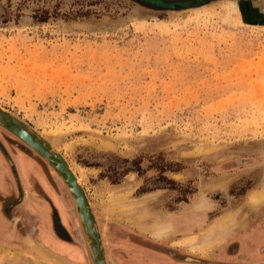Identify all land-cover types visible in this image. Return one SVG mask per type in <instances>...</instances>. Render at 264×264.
Here are the masks:
<instances>
[{
    "label": "rangeland",
    "instance_id": "374dc122",
    "mask_svg": "<svg viewBox=\"0 0 264 264\" xmlns=\"http://www.w3.org/2000/svg\"><path fill=\"white\" fill-rule=\"evenodd\" d=\"M0 106L57 139L86 189L110 264L130 256V264H187L130 250L133 242L164 250L194 232L198 242H211L225 231L209 245L214 255L231 246L232 212L254 221L244 248L264 258V201L245 205L250 190L264 187V0H210L167 11L135 0H0ZM0 138L9 142L3 143L12 161L11 152L23 151L52 171L1 127ZM26 160L20 158L25 171L39 175ZM17 167L10 179L23 197ZM47 181V206L66 220ZM115 196L123 206L107 216ZM204 200L209 207L198 209ZM26 208L27 200L11 212L24 231L81 261ZM38 209L47 207L32 208ZM220 214L233 216L206 237ZM185 218L193 221L183 225ZM168 219L181 225L161 238L138 226ZM23 233L0 211V264H50ZM181 246L185 255H206Z\"/></svg>",
    "mask_w": 264,
    "mask_h": 264
},
{
    "label": "crops",
    "instance_id": "0c3cea01",
    "mask_svg": "<svg viewBox=\"0 0 264 264\" xmlns=\"http://www.w3.org/2000/svg\"><path fill=\"white\" fill-rule=\"evenodd\" d=\"M10 152V151H9ZM13 157L15 158V160L13 159V164H15L17 167V172L20 175V188L22 190V194L23 197L21 198V202L20 204H23L24 201L27 200V208L25 209V211L30 214V217L34 218L35 217L37 219H39V221H41V226H42V221L45 222V225H47V228L49 230V233L51 234V236H54L56 239H58L59 241H61L63 244H67L69 247H71L73 250L80 252V258L81 261H76L73 260L71 258H69L68 255L66 254H62L60 252V250H56V248H52L51 246H47V244L41 240L38 239V237H33V235L30 236V238L32 240H35V243H40L41 245L45 246L46 248L50 249L51 251H54L62 256H65L66 258H68L71 261L77 262V263H84L85 259H86V254H85V250L83 247V243H82V238L80 235V231H79V227H78V223L76 220V216L74 213V209L71 203V200L69 198V195L66 191V195H64L63 193H61L58 189V183L63 185L62 181L58 178V176L53 172H47L46 169L43 167V165L37 160L35 159L33 156L23 152V151H18L17 153H12ZM20 158H26L28 162H30V164L34 167H36L39 170V175H35L32 173H28L25 171V169L23 168ZM4 170L5 172L3 174L4 175V180L7 178V176H11L12 172H11V168L8 166L5 157L1 154L0 152V171ZM36 172V171H35ZM53 172V173H52ZM38 173V172H37ZM54 174V175H53ZM47 176V177H46ZM56 176L58 179L57 181L55 179H53V177ZM55 178V177H54ZM47 179L50 182V184L52 185V187L55 189V191L57 192V197H59V200L61 201V207L62 209L65 210V213L67 215L66 220L60 219L58 217V215L56 214L55 208L52 207H48V203L50 198L49 196L46 194V192H44L43 190V185H47L49 184ZM58 182V183H57ZM6 184V183H5ZM57 186V187H56ZM64 186V185H63ZM24 190H23V189ZM64 189L66 190V188L64 187ZM0 192L2 194H7V187H1L0 186ZM20 204L17 206L19 207ZM245 205L249 206V207H255V205L249 203L248 201H246L245 199ZM39 207V206H44L47 207V210L45 213H42V211L35 210L33 211L32 208L34 207ZM57 213L59 214V210L57 209ZM234 214V218L233 220L230 222L228 229L230 228V226L232 227V232L233 234L230 236L231 237V246L228 247H221V249H219L217 252L214 253V255H212V249L209 248V253L211 252L210 255H207L209 253H206V255H201L202 257H198L201 258V261L198 262H186L185 260H183L182 256H185V254H187V251H184L181 245H175L172 246L170 244H164V250H155L154 248H149V247H143L140 246L139 244L133 242V247L130 250V252H143V253H156L157 255H162L165 256L168 259H171V261H174L175 263H187V264H263L264 263V258H262V254L258 253V255H256V257L251 256V254H248L247 251L245 250V246L252 242L250 241V239L245 238V234L249 232V229L252 227V225H254V221H250V219H248V217L246 218H242V221H240L237 217V215L235 216V213L232 212ZM53 215H56L58 220H59V225L60 227L63 229L64 231V235L67 236H63L60 237L56 234L54 228H53ZM223 215L220 214L217 216V219L221 218ZM237 225V226H236ZM239 227V228H238ZM227 229V230H228ZM226 230V231H227ZM225 232V231H224ZM219 234L217 236V234L215 235V238H211V246H215L218 244V240H220V237L223 236V233ZM196 233V232H194ZM189 235V234H187ZM186 235H180V236H176L174 239H178V238H182ZM67 237V238H66ZM29 247V246H28ZM31 249V248H29ZM263 247H261V251L262 253H264V250H262ZM129 252V254H130ZM214 252V251H213ZM124 261L125 264H130L131 262V256L130 258H125L124 257Z\"/></svg>",
    "mask_w": 264,
    "mask_h": 264
},
{
    "label": "water",
    "instance_id": "95a60500",
    "mask_svg": "<svg viewBox=\"0 0 264 264\" xmlns=\"http://www.w3.org/2000/svg\"><path fill=\"white\" fill-rule=\"evenodd\" d=\"M0 127L30 149L58 176L66 188L75 212L86 254L85 262L71 261L40 243H35L39 246L41 255L47 259L51 258L50 261L52 259L56 261V263L52 261V264H110L88 194L73 166L57 148L55 144L57 139L50 141L43 133L2 106H0Z\"/></svg>",
    "mask_w": 264,
    "mask_h": 264
},
{
    "label": "bare ground",
    "instance_id": "6f19581e",
    "mask_svg": "<svg viewBox=\"0 0 264 264\" xmlns=\"http://www.w3.org/2000/svg\"><path fill=\"white\" fill-rule=\"evenodd\" d=\"M218 185H221V184H218ZM104 193H106V192H104ZM108 193H110V191ZM120 196H122V195H120ZM118 198L121 199L120 197H116L115 196V197L112 198V200L110 202L108 201L109 204L107 206H105V208H104V214L105 215H107V216H113L123 206V201L122 200H119ZM247 200H248L249 203L254 204V205L262 203L264 201V187L261 188V189H252V190H250L249 193H248V195H247ZM140 203H141V201H140ZM209 205H210V201L209 200H204L203 202H201L198 205V209L201 210V209H203L205 207H209ZM232 216L233 215L227 216V217H223V218H221V219H219V220L211 223L204 230L203 234L206 237L212 236V235L216 234L218 229L222 228V226H224V225H226V224L229 223V221L231 220ZM116 218L118 219V216H116ZM192 221L193 220H190V219L188 220V218H185V219L182 220V223H183V225H186L187 223L192 222ZM179 223H180V221H174V220L168 219L166 221H162L159 224L154 225L153 227H151L150 225L145 226L144 224H139L138 226H139V228L141 230H150L151 232H153V234H155V235L158 234L159 237H160L161 236L160 234L166 233V232H168L171 229H174L175 230L176 227H178L177 224L178 225H181V223L180 224ZM101 232H102V230H101ZM198 235L199 234H197V233H192V234L186 235V236H184L182 238H179V239L175 240L173 243L175 245L176 244H179V245L188 246V247H190V249L195 250L196 252H199V253H209V245H211L210 239H209V241H208V239H204L200 243V242L197 241ZM27 241L29 243H31V245L33 246L32 248H34L36 251L38 250V247L39 246L37 244H35V242H33L32 240H30L29 238H27ZM37 252L40 255L42 254L39 250ZM43 258H44V261L46 263L52 264L53 259H52V261H50L51 258L50 259H47L45 257H43ZM108 258L110 259V257H108ZM35 260H37V259H35ZM53 262L56 263V261H53Z\"/></svg>",
    "mask_w": 264,
    "mask_h": 264
},
{
    "label": "flooded vegetation",
    "instance_id": "af4514ba",
    "mask_svg": "<svg viewBox=\"0 0 264 264\" xmlns=\"http://www.w3.org/2000/svg\"><path fill=\"white\" fill-rule=\"evenodd\" d=\"M1 135H3V134H1ZM3 142H5V143H9V142L7 140L4 141V139L0 138V152L5 157V160H6L7 164H8V166L11 168V172H12L13 171L12 168H13L14 164H13L12 159H10V156H9L10 155V152H9L10 148L8 149V144H7V146H5V144ZM13 175L14 174L12 172V176ZM4 181L6 183L5 186L7 187V194L6 193L2 194L0 192V211L5 217L9 218L12 221L13 225H15V227L18 230L19 229L23 230L24 233L21 234L22 240H24L27 236H28L27 238L32 240L30 238L31 235L28 232L24 231V227H23V223H22L20 215L19 216L11 215V212H12L13 208L17 207L20 204V202H21V198L22 197H19L20 191H18L19 190L18 187L14 184L13 179L12 180L10 179L9 175L7 176V178ZM12 200H14L15 202L11 203ZM9 214H10V216H9ZM18 225H20V226H18ZM53 228H54L56 234L58 236H60L59 232L56 230V228L54 226H53ZM59 229L63 230L61 227ZM27 238H26V240H27ZM32 241L34 242L35 240H32ZM25 244L27 246H29L28 243H25Z\"/></svg>",
    "mask_w": 264,
    "mask_h": 264
},
{
    "label": "trees",
    "instance_id": "16d2710c",
    "mask_svg": "<svg viewBox=\"0 0 264 264\" xmlns=\"http://www.w3.org/2000/svg\"><path fill=\"white\" fill-rule=\"evenodd\" d=\"M143 5L155 8L157 10H181L190 7H197L203 5L210 0H135ZM186 262H198L201 258H195L189 255L182 256Z\"/></svg>",
    "mask_w": 264,
    "mask_h": 264
}]
</instances>
